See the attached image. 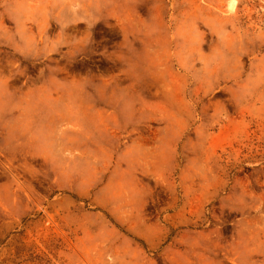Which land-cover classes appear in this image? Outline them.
I'll list each match as a JSON object with an SVG mask.
<instances>
[{"label":"rangeland","instance_id":"374dc122","mask_svg":"<svg viewBox=\"0 0 264 264\" xmlns=\"http://www.w3.org/2000/svg\"><path fill=\"white\" fill-rule=\"evenodd\" d=\"M0 264H264V0H0Z\"/></svg>","mask_w":264,"mask_h":264}]
</instances>
